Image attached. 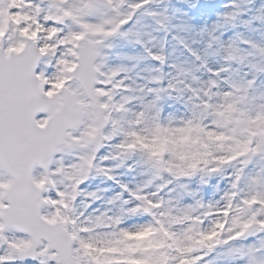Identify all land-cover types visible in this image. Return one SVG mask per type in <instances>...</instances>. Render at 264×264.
<instances>
[{
  "label": "snow or ice",
  "instance_id": "snow-or-ice-1",
  "mask_svg": "<svg viewBox=\"0 0 264 264\" xmlns=\"http://www.w3.org/2000/svg\"><path fill=\"white\" fill-rule=\"evenodd\" d=\"M0 264H264V0H0Z\"/></svg>",
  "mask_w": 264,
  "mask_h": 264
}]
</instances>
